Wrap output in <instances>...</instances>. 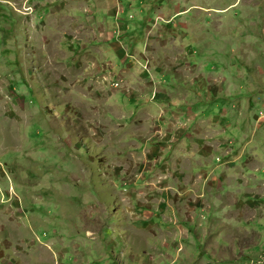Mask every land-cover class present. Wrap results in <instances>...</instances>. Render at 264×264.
<instances>
[{
  "label": "rangeland",
  "instance_id": "obj_1",
  "mask_svg": "<svg viewBox=\"0 0 264 264\" xmlns=\"http://www.w3.org/2000/svg\"><path fill=\"white\" fill-rule=\"evenodd\" d=\"M0 264H264V0H0Z\"/></svg>",
  "mask_w": 264,
  "mask_h": 264
},
{
  "label": "crops",
  "instance_id": "obj_2",
  "mask_svg": "<svg viewBox=\"0 0 264 264\" xmlns=\"http://www.w3.org/2000/svg\"><path fill=\"white\" fill-rule=\"evenodd\" d=\"M96 1H97V0H96ZM121 1L123 2V1H126V0H118V3H121ZM43 4H44V8L42 9L43 11H45V12L55 11L56 13H58V8H57L56 6L51 7V8H47L45 2H43ZM67 4H68V7H69V8L75 6V4L72 3L71 1L67 2ZM99 4H100V5H99ZM125 5L127 6V2H124L123 7H124ZM98 6H99V7H97V3H94V4H93V7L99 12V14H101V15L103 16V19H105L104 15L107 14V13H105V12H107V6H106V7H103V5H102L101 3H98ZM74 8H75V7H74ZM111 10H112V11H111V15H114L115 12H116L115 8H113V9H111ZM140 11H141V10H140ZM141 12H142V11H141ZM141 12H140V13H141ZM89 13L91 14L92 11L90 12V10H89ZM121 13H122V14L130 13V8H128V9H124V8H123V10L121 11ZM81 14H82V12H81ZM115 15H116V14H115ZM91 18H92V17H91ZM158 18H159V17H158ZM113 22H114L115 27H116V26L118 25V23H117L115 17H114V19H113ZM101 26H102V24H101ZM102 27L105 28L106 26H102ZM138 34H139V33H138ZM160 52H161V51H160ZM168 53H171V52H170L169 50H167V49L162 50V54H163V55L167 54V56H168V58H169V61H168V63H167V60H163V58L161 57L162 61L166 64V66L169 64L171 58L175 57V56H171V57H170ZM183 53H186V52H183ZM157 59H158V56H157ZM177 59H178V58H177ZM158 61H159V60H158ZM156 66H157V69H156V70L151 69L150 71L147 72L148 75H149L150 73H154V75L152 76V78H153L154 81H158V80H160V79H161L162 81H168L169 79H172L173 77H176V75L173 76L172 72L168 70V69L170 68L169 66H167L166 69H159V67H158V62H157V65H156ZM182 67H183V64H182L181 66H179V69L182 70ZM174 69H176V68H174ZM178 73H179V72H178ZM182 77H183V75L180 76V79H182ZM154 81L151 82V83L154 85V87H155V88L160 87L159 81H158V83H156V82H154ZM153 82H154V83H153ZM148 86H150V85H148ZM151 86H152V85H151ZM163 87H164V85H163ZM156 91H157V90H156ZM154 94H155L156 96H160V94H158L157 92H153L152 94H148V93H147V94H146V99H145L143 102H140V103H139L140 111H142V112L144 113V110L147 112V111L150 110L151 108L162 107L161 100H158L157 98H154ZM160 98H161V96H160ZM138 101H142V100H138ZM141 106H143V107H141ZM168 106H170V104H168ZM168 106H167V107H168ZM162 108H163V107H162ZM163 109H164V108H163ZM167 114H168V113H167ZM155 122H156V120L154 119V120H153V123H155Z\"/></svg>",
  "mask_w": 264,
  "mask_h": 264
},
{
  "label": "bare ground",
  "instance_id": "obj_3",
  "mask_svg": "<svg viewBox=\"0 0 264 264\" xmlns=\"http://www.w3.org/2000/svg\"><path fill=\"white\" fill-rule=\"evenodd\" d=\"M119 14H120V10H119V11L116 13V15L114 16L115 19H116V21H117V17H118ZM159 19H161V18L159 17V18H158V21H159ZM117 23L120 24V22H118V21H117Z\"/></svg>",
  "mask_w": 264,
  "mask_h": 264
}]
</instances>
